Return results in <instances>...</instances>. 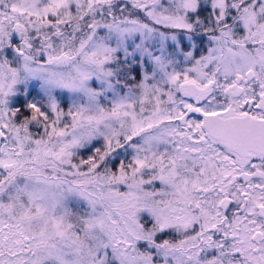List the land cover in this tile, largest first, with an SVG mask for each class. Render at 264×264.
<instances>
[{
    "label": "snow or ice",
    "instance_id": "obj_1",
    "mask_svg": "<svg viewBox=\"0 0 264 264\" xmlns=\"http://www.w3.org/2000/svg\"><path fill=\"white\" fill-rule=\"evenodd\" d=\"M0 264H264V0H0Z\"/></svg>",
    "mask_w": 264,
    "mask_h": 264
}]
</instances>
